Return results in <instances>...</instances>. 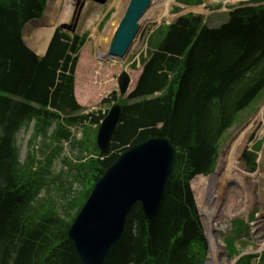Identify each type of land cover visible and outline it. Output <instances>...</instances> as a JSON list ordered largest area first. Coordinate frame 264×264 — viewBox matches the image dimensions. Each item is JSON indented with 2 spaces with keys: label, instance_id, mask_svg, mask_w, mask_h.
I'll use <instances>...</instances> for the list:
<instances>
[{
  "label": "trees",
  "instance_id": "1",
  "mask_svg": "<svg viewBox=\"0 0 264 264\" xmlns=\"http://www.w3.org/2000/svg\"><path fill=\"white\" fill-rule=\"evenodd\" d=\"M45 1L0 0V264H80L66 234L68 223L115 156L86 158L98 154L92 136L86 131L82 139L73 138L79 160L65 158L71 170L61 190V212L49 197L39 199L61 141L70 138L68 125L81 118L73 116L80 107L72 95L75 57L68 50L83 39L75 36L69 46L70 37L57 30L39 59L21 38L23 24L41 15ZM162 37L130 94L133 103L121 102L111 149L167 137L176 149L173 169L156 215L147 220L135 205L104 264H203L206 239L189 182L214 169L226 130L264 97V4L234 8L217 28L188 14L166 26ZM32 119L35 137L49 140L47 149L40 147L44 162L37 170L33 154L19 164L15 146L16 132ZM73 183L82 189H73ZM252 257L236 264H250ZM258 264H264V252Z\"/></svg>",
  "mask_w": 264,
  "mask_h": 264
},
{
  "label": "rangeland",
  "instance_id": "2",
  "mask_svg": "<svg viewBox=\"0 0 264 264\" xmlns=\"http://www.w3.org/2000/svg\"><path fill=\"white\" fill-rule=\"evenodd\" d=\"M59 1H61L60 5H58ZM238 1L244 0H203L202 6L205 8L204 11H198L197 9L196 11L189 8V5H180V9L175 10L173 9V4L176 5L175 2H165L162 10H168L170 14L164 16L159 22L149 21L142 25L140 33L135 43L133 44V47L130 49L127 58L123 62L117 60L113 61L109 58L106 60L102 59L99 53L107 54V46L110 41L109 31L112 29V25L114 26L112 22L116 20L115 18L122 15V9L125 6L124 3L126 4L125 0H105L102 3L95 0H81L80 3L76 2V0H55L53 3L49 4L50 8L44 18V20H46L47 22L44 21L43 24L50 23L49 21H51L53 24L47 26L51 27L54 24L61 23L62 18L67 16V18L65 19L69 23H66L72 26V30L74 31L73 33H77L79 35L85 33L88 35L87 41H91V43H86L82 47L77 70V82L83 81L88 83L89 85H92L91 89L89 90V94L93 96L91 97L90 95H88L90 99L88 98L89 101L85 99V101L86 104L90 107H95L97 103L100 102L104 97H109L113 93H115L116 97L119 96L117 85L118 76L123 70H126L130 75V79L132 82L130 89L133 88L142 68L140 57L147 56L149 49L152 50V47H149L148 45V39L151 33H154L159 25L172 22L175 19L173 17L174 14V16H176L181 13L179 11L183 12L187 9H190L188 12L201 13L207 25L218 26L227 19V14L230 10L229 6L236 4ZM219 3H221V6L216 7V4ZM52 9H54V12L52 16H50ZM67 10L70 12L69 14L65 12ZM108 11H111L110 17L104 25H101L100 22ZM37 26H39L37 22L27 25L24 32V39L27 44L31 46L32 50H35L37 53L42 54L38 47H35V43L37 42L35 41V43H33L32 40L36 28H38ZM39 27L43 28L45 26L40 25ZM39 29L40 28L37 29V32ZM30 32H32V37H28V34ZM156 35L157 34H155L150 40L151 46L155 45ZM98 43L101 44L100 50H98V45H96ZM94 45L96 46L95 48ZM87 63L89 64V66L85 67ZM83 68L84 73L80 71ZM126 96L127 95H125L124 97ZM263 105L264 99L262 102H260L259 105L256 106L254 111L247 109L246 111L241 113L239 119L224 135L221 146L219 148V157L216 171L214 174L210 175V177L212 176L210 181L207 182L206 180L208 176L201 175H198L191 180V187L196 199L200 221L204 225V231L207 234V230H209V226L211 223L214 228L217 229V234L219 233L218 238L220 236V241L227 234L224 238L226 243V252H230L234 247V244L238 249H240V251H247L250 247H252L253 250H257L255 249V247H257V241L261 238L264 239V142L261 147V151H259L256 155V168L254 169V171L257 172V175L254 178L246 177L245 179L247 182L243 181L242 183L246 189L241 186L242 184L240 185L239 182H236L234 180L228 181L226 185V183L224 182V174L219 180V183H217L218 177H216V172L219 167V158L229 144L231 138L234 137L233 135L237 133V130L239 131L242 126H244ZM106 106L107 104L102 105L101 108L105 109ZM261 124H263V121ZM72 131L76 136H79L78 128H73ZM31 132L32 124L22 128L17 135V146L19 148L21 160H23L26 155L27 142L30 138ZM259 138H263L264 141V135L256 136L253 133L249 137L248 143L242 152L249 150L254 141L258 140ZM250 143L251 145L249 146ZM34 145V148L37 149L39 143H35ZM63 148L66 155L73 157L72 153L69 151L70 147L68 143H64ZM242 154L243 153H241V157L239 160L240 162L242 161L243 166L246 167L245 161L242 158ZM67 169V166L64 165L60 161V159H57L53 163L52 173L59 174L60 171H64L62 173L65 175L67 173ZM230 182H232V184H229ZM61 184L63 183H59L58 185L60 186ZM242 194H247L248 196L251 195L252 197L250 202L246 203L247 207L244 208L246 212L241 211L240 213L229 217L231 218L230 220L228 217L226 219L225 212L223 211V209L225 208V204L232 200L231 203H237L235 207L241 206L243 197ZM47 195L55 197L52 185L44 189L41 197L44 198ZM210 213H213V216L208 219V214ZM250 213L254 215L253 219L246 224L247 226L243 230L238 232L239 234L237 233V235H234L233 241L231 234H233V231L236 229L232 223L234 218H244L247 214L249 215ZM253 222L254 227L250 226V224H252ZM234 223L238 226V219H236ZM224 228L225 230H223ZM208 264H215L213 258L211 257V253Z\"/></svg>",
  "mask_w": 264,
  "mask_h": 264
},
{
  "label": "water",
  "instance_id": "3",
  "mask_svg": "<svg viewBox=\"0 0 264 264\" xmlns=\"http://www.w3.org/2000/svg\"><path fill=\"white\" fill-rule=\"evenodd\" d=\"M150 0H131L115 32L110 53L126 54L138 31V21ZM126 73L119 77L121 93L127 89ZM120 105L111 107L100 125L97 143L105 152L120 118ZM175 148L165 137H153L125 150L100 176L83 208L68 230L81 264H103L124 233L132 206L152 218L172 171ZM206 264V261L205 263Z\"/></svg>",
  "mask_w": 264,
  "mask_h": 264
},
{
  "label": "bare ground",
  "instance_id": "4",
  "mask_svg": "<svg viewBox=\"0 0 264 264\" xmlns=\"http://www.w3.org/2000/svg\"><path fill=\"white\" fill-rule=\"evenodd\" d=\"M54 1L55 0H49L48 9H47L46 13L48 12V10L50 8L49 4L53 3ZM80 1L81 0H76V2H79V3H80ZM125 1H126V4L124 3L125 6L122 9L121 14H123L125 12L126 7L128 6L130 0H128V3H127V0H125ZM168 1L175 2V0H150V4L148 5V7L144 10L142 15L140 16V19L138 21V27H139L138 31L135 33V36L132 40V43L129 45L128 50L133 47V44L135 43V41H136V39L140 33L142 25H144L146 22H149V21L159 22L164 16L170 14L168 10H164V11L162 10L164 7V3L168 2ZM60 2L61 1H59L58 5H60ZM58 5H56V6H58ZM192 9H195V10L197 9L198 11H204V8L201 6L200 7H194ZM65 12L68 14L70 13L68 10ZM122 16L123 15H120L119 17L117 16L115 18L116 20L112 22L114 24V26L112 25V29L109 31V37H110L109 40L110 41H109V44L107 47H109V45L112 41L113 34H114L115 30L117 29ZM65 18H67V16L62 18L61 24H66V22H68V21H66ZM44 21H46V20L43 19L41 21H36V22L40 26L44 23ZM38 22H40V23H38ZM51 24H53V23L52 22L45 23V24H43L45 26L43 28L37 26L40 29L37 32V28H36V32L34 33L35 36L32 37L33 43H35V41L37 42V43H35V47L36 48L38 47V49L42 53H43V51H44V49L48 43V40L51 36V33L55 27V24L51 27H47L48 25H51ZM99 42H100V39H99ZM96 45H98V50H100L101 44L98 43ZM128 50H127V52H128ZM99 55L101 56L102 59H105V60L110 58L108 51H107V54L99 53ZM120 57H122V56H120ZM263 115H264V105L259 109V111L255 115H253L251 117L250 120H248V122L244 126H242V128L239 131L237 130L236 134L233 135L234 137L231 138L229 144L227 145L224 152L221 154V156L219 158V167H218V170L216 172V174H217L216 177H218L217 183H219V180L221 179L223 174H224V182L226 183V185H227V182L231 181V180L239 182L241 185L243 183V181L247 182L245 179L246 177L254 178L257 175V172H255V171L254 172L248 171L243 166L242 161L240 162L239 159L241 157V153H242L243 149L245 148V146L248 143L249 137L253 133L256 136L257 135H259V136L264 135V118H263ZM262 121H263V124H261ZM250 144H249V146H250ZM211 178H212V176L210 177V179ZM229 184H232V182H230ZM241 186L244 189H246L243 184ZM216 192H218V191H216ZM219 193H220V190H219ZM244 194H242L243 197H242L241 206L235 207L237 205V203H231L232 200H230L228 203L225 204V208L223 209V211L225 212L226 219H227V217L229 218V217L233 216L234 214L240 213L241 211L246 212V210L244 208L247 207L246 203L250 202L252 197H251V195L248 196L247 194L246 195H244ZM228 199H230V198H228ZM211 216H213V213L208 214V219H210ZM222 226H224V225H222ZM207 234H208V243H209L208 262H209L210 253H211V257L213 258L215 264H233L234 260L227 259L223 255V253L221 252L222 251L221 250L222 249V242L218 238L217 229L214 228V226L211 223L209 226V230H207ZM262 244L264 245V240H261L258 242L257 249H260L262 247ZM211 249H212V252H211Z\"/></svg>",
  "mask_w": 264,
  "mask_h": 264
}]
</instances>
